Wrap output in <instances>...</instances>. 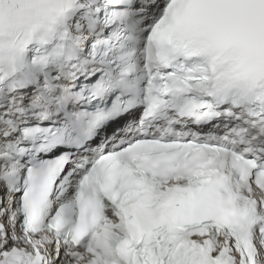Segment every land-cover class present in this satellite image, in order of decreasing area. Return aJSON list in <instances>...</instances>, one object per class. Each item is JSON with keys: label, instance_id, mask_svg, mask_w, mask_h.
I'll return each mask as SVG.
<instances>
[{"label": "snow or ice", "instance_id": "1", "mask_svg": "<svg viewBox=\"0 0 264 264\" xmlns=\"http://www.w3.org/2000/svg\"><path fill=\"white\" fill-rule=\"evenodd\" d=\"M0 264H264V0H0Z\"/></svg>", "mask_w": 264, "mask_h": 264}]
</instances>
